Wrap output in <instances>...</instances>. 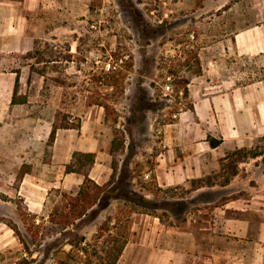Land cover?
<instances>
[{"label": "rangeland", "instance_id": "obj_1", "mask_svg": "<svg viewBox=\"0 0 264 264\" xmlns=\"http://www.w3.org/2000/svg\"><path fill=\"white\" fill-rule=\"evenodd\" d=\"M257 2H69L71 16L83 20L85 25L79 45L81 56L77 58L78 62H85V72L68 73V80L54 73L48 84L52 94L47 93V97H58L59 101L56 91L61 79L69 86L62 93L54 128L78 129L82 117L87 119V131L99 136L102 142L100 167L95 166L99 169L95 176L106 171L112 174L113 164H116L115 187L120 194L123 197L130 194L133 200L137 196L145 199L139 207L142 214H130L133 204L124 199L113 200L105 209L92 207L90 203L94 199L87 202L88 216L81 218L71 238H87L88 257L93 247L100 246L94 237L98 228L111 216L114 222H124L122 225L127 227L129 240L138 231L148 230L150 245L158 243L157 261L162 249L164 251V264H264V246L257 245L253 238L237 236L242 223L237 219L235 201L246 193L236 188H223L237 172L238 163L230 159L231 154L220 172L204 178L210 184L207 186L214 188L197 191L199 186L189 183L162 189L154 172L162 125L172 121V114L187 108L188 84L202 73L204 65L210 60L221 59L225 52L229 61H234L233 35L260 17L255 12ZM81 4L83 15L80 10L76 12ZM60 54V49H54L52 58L58 60ZM61 66L54 65L58 71ZM77 67L81 64L76 62L72 69ZM167 83L174 89L171 97L163 94ZM41 126L43 128L37 127L35 135L17 133L16 144L22 149L23 157L0 158V219L13 222L24 242L35 251L38 249L32 245L31 234L38 231L43 221L72 222L81 212L73 211L76 209L73 199L79 190L67 192L62 188H50L51 183L62 179L64 170L61 164L52 162L48 127ZM257 146L264 151V142L260 141ZM18 165L21 166L19 171L8 172ZM89 186L91 198H94L99 191L93 184ZM228 200L234 201V206L226 208ZM247 209L244 217L256 222L252 210ZM59 231L42 247L53 246L46 264L60 261L86 264L84 254L62 245L69 236L62 239V233L66 232ZM143 241L146 243V235ZM34 255L39 256L38 253ZM23 256L24 245L19 237L6 224L0 223V263L7 264Z\"/></svg>", "mask_w": 264, "mask_h": 264}, {"label": "crops", "instance_id": "obj_2", "mask_svg": "<svg viewBox=\"0 0 264 264\" xmlns=\"http://www.w3.org/2000/svg\"><path fill=\"white\" fill-rule=\"evenodd\" d=\"M70 1L78 0H0V158L24 156L16 144L17 133L35 135L37 127L46 124L50 140L62 93L69 86L61 79L56 91L60 95L58 101V97H47V93L52 94L48 84L54 73L68 80V73L85 72V62L77 60L85 25L83 20L71 16ZM255 8L260 17L233 35L234 61L230 62L225 52L221 59L204 65L202 73L188 84L187 108L172 114V121L162 125L154 169L160 188L192 184L216 174L230 154L252 149L264 138V0H258ZM79 10L83 15V4L76 7L77 13ZM54 49L61 50L58 60L52 58ZM76 62L81 67L73 70ZM59 64L60 71L54 67ZM88 122L82 117L78 129H57L51 145L52 162L61 164L64 173L58 183L50 181L51 189L80 191L85 176L66 173L76 152L96 156L89 179L99 186L111 179L108 171L95 176L99 170L95 166L100 167L102 142L99 136L87 131ZM209 138L220 144L213 148ZM20 169L18 165L8 172ZM211 187L214 188L199 186L197 191ZM223 188L246 193L235 201L237 219L242 223L237 236L253 238L257 245L264 246V155L239 162L237 172ZM229 206H234V201L228 200L225 207ZM247 208L252 210L256 222L244 217ZM150 237V232L144 230L128 239L117 264H164L163 249L157 261L158 243L150 245Z\"/></svg>", "mask_w": 264, "mask_h": 264}, {"label": "trees", "instance_id": "obj_3", "mask_svg": "<svg viewBox=\"0 0 264 264\" xmlns=\"http://www.w3.org/2000/svg\"><path fill=\"white\" fill-rule=\"evenodd\" d=\"M18 88V82L16 84L15 93H17ZM186 96L188 92L186 91ZM13 103H16L15 94H14V100ZM63 129H76L75 127H64ZM57 128H53L49 145L51 146L54 143L55 136H56ZM264 142V138L261 140ZM210 145L215 148L220 144V141H217L213 138H209ZM259 146L253 148V149H242L237 150L233 152L230 156V159L232 158L234 162H242L245 160H248L250 158H256L258 156L264 155V151L259 150ZM95 154L91 153H74L72 155V160L66 167V173H76L81 174L85 176V182L80 189L77 197L73 199L74 206L76 209H74V212H79V215L75 221L69 222L66 221L58 223L55 220H50L48 222L43 221L42 225H36L39 226L38 231L31 234V240L32 245H36L38 250L31 249L30 245H27L22 237L20 236L17 227L14 225L13 222L7 219H0V223L6 224L10 229H12L15 234L19 237L21 243L24 245V256L18 259H15L14 261H11L7 264H46L51 251L53 250V246L46 245L45 249H42L45 242L49 239H52L56 234L62 232H66L65 234L62 233V239H65L64 237L69 236L67 240H65V244L62 243L63 246L69 245L71 248L75 249L76 251L84 254L86 256V264H117L120 260L123 251L125 247L128 244V237L126 233V226L122 225L124 222L119 221L114 222L113 218L111 216L107 217L104 223L100 225L98 228L96 234H95V240L99 243V248L93 247V252L90 253L88 257L87 247L89 244L87 243L86 237H75L71 238L76 230L78 229V223H80V220L82 217L88 216V209L85 208L87 202L93 201L90 203L93 205L92 207H97L98 209H105L109 206L110 202L113 200L119 201L124 199V201H130L132 205L129 213H140L142 214L143 211L139 209V207L144 204L145 199L143 197H136V199L133 200L132 196L130 194H127L123 197V195L120 194L119 189H116L117 184V176H118V167L116 164H113L112 167V176L110 181L103 185L99 186L94 181L89 179V171L92 169V167L95 164ZM237 160V161H236ZM233 169V168H232ZM235 172V171H234ZM209 182H206L205 179H200L192 182V185L194 186H207ZM89 184H93V188L96 191H99V193L95 194L94 198H91V188L88 187ZM168 191H171L169 189ZM65 218L68 219L67 216ZM83 220V219H82ZM128 221V218L126 219ZM72 230V231H71ZM82 246H86L85 248ZM91 248V247H90ZM59 251V250H57ZM57 251H54L57 252ZM35 253H38L39 256L35 257ZM53 253V254H54ZM73 262H76L74 259H72ZM4 264V263H0ZM58 264H65L64 261H60Z\"/></svg>", "mask_w": 264, "mask_h": 264}, {"label": "built area", "instance_id": "obj_4", "mask_svg": "<svg viewBox=\"0 0 264 264\" xmlns=\"http://www.w3.org/2000/svg\"><path fill=\"white\" fill-rule=\"evenodd\" d=\"M174 93V89L171 83H167L164 87H163V94L166 97H171V95Z\"/></svg>", "mask_w": 264, "mask_h": 264}]
</instances>
